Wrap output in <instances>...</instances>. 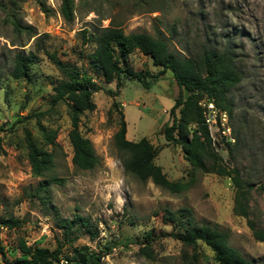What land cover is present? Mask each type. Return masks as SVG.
Segmentation results:
<instances>
[{
	"label": "rangeland",
	"instance_id": "1",
	"mask_svg": "<svg viewBox=\"0 0 264 264\" xmlns=\"http://www.w3.org/2000/svg\"><path fill=\"white\" fill-rule=\"evenodd\" d=\"M63 1L0 0V264H16L23 258L20 240L50 250L61 242L58 264H67L65 256L76 246L101 253L100 264H182L183 246L170 235L172 224L165 216L166 209L182 207L192 209L199 223L228 230L230 245L245 259L264 263V242L254 237L245 218L233 212L231 179L193 170L181 148L164 137L163 127L172 123L170 109L180 91L170 71L149 90L138 81L123 79L124 87L116 98L103 90L93 94L96 109L83 113L80 131L92 142L100 162L92 170H80L72 161L68 107L63 102L51 103L54 87L63 76L47 56L54 53L93 74L88 60L81 56L92 52L95 45L83 44L82 30L113 25L127 34L162 32L171 50L185 53L204 41L207 30L218 29L230 36L235 32L232 38L242 46L239 67L245 77L230 94L235 102L231 126L234 142L238 136L240 141L229 154L225 140L218 136L214 140L225 162L239 168L254 184L250 219L264 231V192L258 187L264 182V0H69L71 20L61 11ZM13 14L24 27L20 31L12 22ZM18 52H34L40 57L29 78L10 75ZM122 66L152 74L160 70L139 51L128 55ZM95 79L105 89L116 88V81L107 84L100 77ZM118 107L127 121V138H147L158 150L155 163L170 180L189 182L187 191L173 194L150 180L142 182L125 173L123 154L113 141ZM38 113L44 114L37 117ZM39 121L57 131L56 148L44 143ZM27 132L40 148L55 154V167L44 178L62 179L42 194L45 201L28 195L36 193L43 178L32 174ZM75 215L89 219L97 235L83 233L76 242L65 243L61 222ZM1 218L19 224L7 227ZM147 244L153 259L142 250ZM194 251L199 264H217L203 243L189 249L190 254Z\"/></svg>",
	"mask_w": 264,
	"mask_h": 264
},
{
	"label": "trees",
	"instance_id": "2",
	"mask_svg": "<svg viewBox=\"0 0 264 264\" xmlns=\"http://www.w3.org/2000/svg\"><path fill=\"white\" fill-rule=\"evenodd\" d=\"M61 11L67 20H71L72 5L69 0L63 1ZM12 17V22L18 31L24 28L14 14ZM27 29L31 31V36L37 34L33 27L29 26ZM81 35L84 45L89 43L95 45L92 52L81 56L88 60L93 74L84 67L79 68L62 61L54 53H47L48 58L63 76L54 87L51 103L55 106L63 102L68 107L71 120L69 140L73 148L72 161L75 167L80 170H92L100 162L92 142L80 131L83 113L96 109L93 94L103 90L111 98H116L124 87L123 79L138 81L149 90L159 77L170 71L180 91L170 109L172 123H166L163 127L165 139L181 148L185 160L193 170L231 179L235 191L234 214L245 218L254 237L264 242V231L258 229L250 219L249 197L254 184L244 178L239 168L231 167L225 162L218 151V145L210 135L205 124L203 109L199 105L204 98H214L216 104L229 113L230 119L233 117L235 102L230 94L245 77L244 70L239 67L242 61L240 57L242 46L233 42L232 38L236 33L230 36L218 29L207 30L204 41L196 48L189 49L187 53L171 50L162 32L156 35L143 32L127 34L121 27L109 25L92 31L82 30ZM44 36L47 37V34ZM135 51L148 56L153 66L160 68L157 74H152L150 71H133L129 67L122 66L128 55ZM39 61L40 57L34 52L16 53L10 71L11 77L29 78L32 67ZM94 76L100 77L107 84L116 81L115 90L105 89L98 84ZM1 77L0 67V79ZM185 89L188 91L187 99H185ZM113 105L116 107L117 102L113 101ZM117 111L118 129L113 141L115 147L123 154L125 173L132 174L142 182L150 180L156 186L173 194L187 191L190 188L189 182L170 180L162 167L155 163L158 150L147 138L139 141H131L127 138V121L119 107ZM42 114L44 113H38L36 116ZM38 127L44 143L56 148L57 131L48 130L40 121ZM239 141L238 136L236 142H226L225 149L229 154L239 146ZM25 142L32 174L43 178L36 193L28 192V195L38 196L45 201L47 197L42 194L47 193L52 184H59L62 181L56 176L44 178L55 167V154L53 151L40 148L30 132L26 133ZM258 187L264 192V182ZM165 216L172 224L170 235L183 246L182 264H199L197 252L194 251L192 254L189 252V249H195L199 242L213 252V259L217 264H264L245 259L230 245L228 230L222 229L218 224L199 223L192 209L188 207L174 211L166 209ZM1 221L7 227L19 224L18 220L12 218H1ZM61 223L65 243L76 242L83 233L97 235L96 227L89 219L80 215H75L71 220H63ZM62 247L63 244L60 242L56 249L50 250L29 246L25 240H20L18 249L23 258L18 259L16 264H58L61 261ZM142 250L149 258H154L149 244ZM101 259V253L87 246H76L70 255L65 256L67 264H100Z\"/></svg>",
	"mask_w": 264,
	"mask_h": 264
},
{
	"label": "built area",
	"instance_id": "3",
	"mask_svg": "<svg viewBox=\"0 0 264 264\" xmlns=\"http://www.w3.org/2000/svg\"><path fill=\"white\" fill-rule=\"evenodd\" d=\"M199 105L203 109L205 124L215 142V137L233 143L235 141L229 113L216 104L214 98H204ZM216 143V142H215ZM217 144V143H216Z\"/></svg>",
	"mask_w": 264,
	"mask_h": 264
},
{
	"label": "water",
	"instance_id": "4",
	"mask_svg": "<svg viewBox=\"0 0 264 264\" xmlns=\"http://www.w3.org/2000/svg\"><path fill=\"white\" fill-rule=\"evenodd\" d=\"M184 94H185V99H187V97H188V91H187V89L184 90Z\"/></svg>",
	"mask_w": 264,
	"mask_h": 264
}]
</instances>
